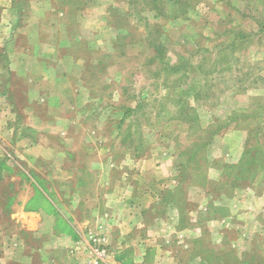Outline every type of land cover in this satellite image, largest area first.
Here are the masks:
<instances>
[{
	"label": "rangeland",
	"instance_id": "374dc122",
	"mask_svg": "<svg viewBox=\"0 0 264 264\" xmlns=\"http://www.w3.org/2000/svg\"><path fill=\"white\" fill-rule=\"evenodd\" d=\"M174 1L3 16L38 61L0 66V264H264V0ZM29 200L47 233L12 221Z\"/></svg>",
	"mask_w": 264,
	"mask_h": 264
},
{
	"label": "crops",
	"instance_id": "0c3cea01",
	"mask_svg": "<svg viewBox=\"0 0 264 264\" xmlns=\"http://www.w3.org/2000/svg\"><path fill=\"white\" fill-rule=\"evenodd\" d=\"M9 2L11 3L10 8H0V66L2 65V63L5 62L4 64H7V65L10 64L12 66V70L14 73H16V75H18V73L23 74V72L26 73V75H28V74H31L29 68L27 67L21 68L20 65H24V66H29L32 64L35 65L37 64L36 62L38 60L36 59L35 56L29 55L26 51L24 52V56H18L20 49L16 47V45H19L18 40L16 38V32L20 29L21 23L17 21L15 24H11V23H7L3 19V16L6 13H9L11 9L16 11V16H19V17L23 16V13L20 9V5H22L23 0H9ZM3 23L5 24L3 25ZM10 46H13V51L10 50ZM15 55H17V57ZM29 78H30L29 82L31 81V79L33 80V77H29ZM28 87L29 89L31 88L30 86ZM31 91L32 93L35 92V94H37V91L35 89H32ZM37 96H39V94ZM0 110H2V112L5 115H7L9 108L6 105H4L3 108H1ZM31 200H29L28 202L21 203L20 205H17V213L16 214L14 213V215H16L17 217L14 218V215L12 214L11 219L16 224L21 223L22 226L24 225L22 228L26 229L29 232L35 233V232L43 231L44 233H47L49 231V228H45V226L41 228V225L45 224L43 222L45 218L47 217V215H45L42 211V210H45L43 203H41V206L34 207L31 205ZM11 208H13V205L11 206ZM63 218L65 219V222L69 224V228H66L67 233H64V235L65 237H68V239L71 241L72 236L79 235L78 234L79 232H77L78 230H76V228L74 227L77 224V222L75 221L74 218H71V216H63ZM30 221L32 223H35V226L29 225L28 223ZM111 222L109 221V224H112ZM121 224H122V227H124L125 224H127V221L125 222V219H122V220L119 219V221H116L115 223V225H118V226H120ZM72 252L73 251H71V253ZM130 252H132V249L125 250L121 252V254L122 256H124L125 254H128ZM67 258L68 259L66 260L64 259L63 261L54 259L53 264H67L68 261H70L72 257L68 255ZM134 263H135L134 261H131L128 264H134ZM119 264H122V263L119 262Z\"/></svg>",
	"mask_w": 264,
	"mask_h": 264
},
{
	"label": "trees",
	"instance_id": "16d2710c",
	"mask_svg": "<svg viewBox=\"0 0 264 264\" xmlns=\"http://www.w3.org/2000/svg\"><path fill=\"white\" fill-rule=\"evenodd\" d=\"M174 4L175 5H182V8L183 9H193V6H195V1L193 0H179V1H174ZM157 58L159 59V60H161L162 59V49H160L159 48V50H158V52H157ZM260 99V98H259ZM260 100H264L263 98H261ZM245 118H247V116H244ZM247 131L249 132V136H252V132H255V130L253 129V130H251L250 128H247ZM263 131V129L262 128H259V129H257V133L256 134H259V133H263L262 132ZM218 131H215L214 132V134L213 135H215L216 133H217ZM197 147V148H196ZM196 147H195V149L191 152V153H189V163H193V162H198L199 161V155H198V152H197V150L199 149V147L196 145ZM252 162H253V157H251V155H250V151H249V153H248V155H247V158H243L242 160H241V162H240V164H239V170L241 171V172H243L244 170H246L247 169V167L249 166V165H251L252 164ZM39 194H41L40 192L39 193H37V195H39ZM47 202H49V201H47ZM50 203V202H49ZM56 211V210H55ZM56 214H57V217H58V222H59V224H63L64 225V227H65V229L66 228H69V224L68 223H66L65 222V219L63 218V216L62 215H60L59 213H58V211L56 212ZM74 237L76 238L77 236H75L74 235ZM240 264H254V262H249V261H247V262H241Z\"/></svg>",
	"mask_w": 264,
	"mask_h": 264
}]
</instances>
